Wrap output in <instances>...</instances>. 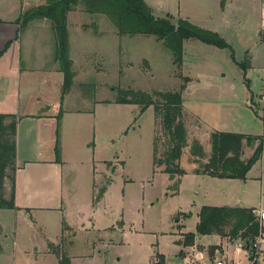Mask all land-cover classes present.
<instances>
[{
    "label": "rangeland",
    "instance_id": "1",
    "mask_svg": "<svg viewBox=\"0 0 264 264\" xmlns=\"http://www.w3.org/2000/svg\"><path fill=\"white\" fill-rule=\"evenodd\" d=\"M145 1L158 17L166 16L158 7L164 2L174 22L186 18L216 31L230 48L187 39L178 67L155 36H119L103 14L72 10L79 13L67 21L76 77L66 107L88 112L76 123L68 122L72 129L63 149L62 209L17 216L1 210L0 264H59L48 251V239L61 242L72 264H186L196 256L208 263L207 249L219 242L217 235H197L192 246L180 242L185 233L195 232L202 206L264 208V148L245 180L194 173L199 164L189 148L179 160L185 173L170 177L152 161L156 130V155L168 147L153 107L141 110L139 104L113 101L126 89L152 93L179 91L183 85L187 141L196 137L202 144L205 158L200 163L211 152V132L264 137V40L254 14L241 8L240 1L225 16L219 0ZM75 24H96L99 33L74 29ZM240 62L250 67L244 71ZM254 147L245 146L242 158ZM5 182L10 184L9 178ZM9 194L4 187V197ZM239 242L225 239L212 255L235 256ZM242 249L238 259L249 252Z\"/></svg>",
    "mask_w": 264,
    "mask_h": 264
},
{
    "label": "trees",
    "instance_id": "2",
    "mask_svg": "<svg viewBox=\"0 0 264 264\" xmlns=\"http://www.w3.org/2000/svg\"><path fill=\"white\" fill-rule=\"evenodd\" d=\"M225 0L220 1L221 7ZM82 9L91 14H103L114 25L117 34L122 35H153L162 40L172 54V62L180 66L183 62V43L187 39H197L205 44L218 48H230L229 44L216 31L201 28L186 18H178L175 22L170 15L155 16L145 0H45L44 4L26 9L17 18L19 30L30 21L46 19L50 22L55 36V59L60 64L64 75V92L73 78L72 61L68 53L67 14ZM238 65L244 71L249 64ZM179 91H155L147 93L126 89L115 98L116 103L139 104L141 110L152 106L155 120L161 136L167 139L168 147L162 156H157L158 131L153 141V165L163 167V172L170 177L181 176L185 171L180 167L179 160L184 148H189L193 162L199 164L194 173L217 178L245 180L252 165L261 157L264 148V137L240 133L215 131L210 133L211 152L205 158L202 144L194 138L187 141V130L182 117V98ZM16 115L0 113V209L15 210V132ZM156 127V128H157ZM163 140V139H162ZM255 144L251 155L242 158L243 148ZM55 153L59 157V141L56 140ZM9 169L11 174L6 170ZM11 183L9 197H4V179ZM103 189L100 190V195ZM195 232H187L180 241L184 246H192L196 236L216 234L220 238L231 241L242 240L243 248L253 246L259 236L260 225L253 207L240 206H208L200 208ZM63 229H65L63 227ZM1 235V228H0ZM62 241V240H61ZM61 242L47 243L48 251L54 254L59 264H72L71 259L62 250ZM219 245H210L207 253L212 255ZM1 248V245H0Z\"/></svg>",
    "mask_w": 264,
    "mask_h": 264
},
{
    "label": "crops",
    "instance_id": "3",
    "mask_svg": "<svg viewBox=\"0 0 264 264\" xmlns=\"http://www.w3.org/2000/svg\"><path fill=\"white\" fill-rule=\"evenodd\" d=\"M235 1H240V7L245 8L246 12L254 14L255 26L264 40V0H225L221 7L224 16ZM44 2L45 0H0V113L14 114L17 119L14 173L17 208L12 211L0 209L1 235V217L5 215L1 210L17 216L20 212L29 214L40 210L62 209L65 164L63 149L72 129L68 127V122L76 123L78 116L88 112L83 108L66 107L76 72L72 68L74 75L71 84L62 92L64 75L54 56L55 36L50 22L46 19H35L19 30L17 18L20 13ZM147 4L153 12V5ZM158 7L165 15H173L165 8L164 2H160ZM77 14V11L68 12L67 21L69 15L73 18ZM74 29H91L95 35L99 33L96 24H75ZM67 32L68 53L73 67L68 25ZM48 62H51L50 68H46ZM56 140L59 141V157L55 153ZM4 187L10 190L11 183L5 182ZM253 208L256 212L264 210ZM60 231L62 237L63 227ZM223 241L225 239L219 237V242L214 245H220ZM48 242L52 241L48 239ZM225 255L235 258L228 253Z\"/></svg>",
    "mask_w": 264,
    "mask_h": 264
},
{
    "label": "built area",
    "instance_id": "4",
    "mask_svg": "<svg viewBox=\"0 0 264 264\" xmlns=\"http://www.w3.org/2000/svg\"><path fill=\"white\" fill-rule=\"evenodd\" d=\"M258 221L260 225L259 236L255 239L252 247L249 248V252L245 254L244 258L238 259V253L241 254L243 247L239 244L235 248V258H230L225 254L209 255L208 263H205L200 257H195L194 260H187L186 264H264V250L261 248L262 238L264 235V210L257 211ZM240 243V240H237ZM248 250V249H247ZM243 253V252H242Z\"/></svg>",
    "mask_w": 264,
    "mask_h": 264
},
{
    "label": "water",
    "instance_id": "5",
    "mask_svg": "<svg viewBox=\"0 0 264 264\" xmlns=\"http://www.w3.org/2000/svg\"><path fill=\"white\" fill-rule=\"evenodd\" d=\"M188 148V147H187Z\"/></svg>",
    "mask_w": 264,
    "mask_h": 264
}]
</instances>
